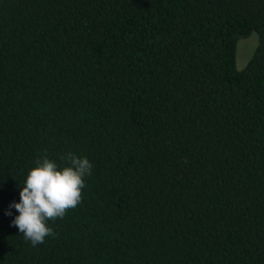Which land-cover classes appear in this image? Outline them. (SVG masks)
<instances>
[{"label": "trees", "instance_id": "16d2710c", "mask_svg": "<svg viewBox=\"0 0 264 264\" xmlns=\"http://www.w3.org/2000/svg\"><path fill=\"white\" fill-rule=\"evenodd\" d=\"M69 152L32 246L10 205ZM0 264H264V0H0Z\"/></svg>", "mask_w": 264, "mask_h": 264}, {"label": "clouds", "instance_id": "9594fccd", "mask_svg": "<svg viewBox=\"0 0 264 264\" xmlns=\"http://www.w3.org/2000/svg\"><path fill=\"white\" fill-rule=\"evenodd\" d=\"M61 159L67 161V166L61 168L47 155L37 159L23 186L19 185V203L10 205L19 213L12 221L13 226L32 246L56 235L47 221L63 218L68 210L75 209L82 202L85 177L91 174L93 165L87 157L81 158L71 152Z\"/></svg>", "mask_w": 264, "mask_h": 264}, {"label": "rangeland", "instance_id": "374dc122", "mask_svg": "<svg viewBox=\"0 0 264 264\" xmlns=\"http://www.w3.org/2000/svg\"><path fill=\"white\" fill-rule=\"evenodd\" d=\"M258 45V35L253 33L249 38L240 39L237 50V68L242 70L252 58Z\"/></svg>", "mask_w": 264, "mask_h": 264}]
</instances>
